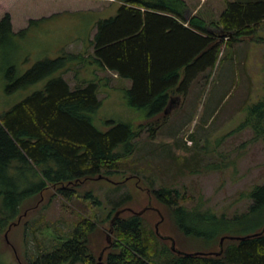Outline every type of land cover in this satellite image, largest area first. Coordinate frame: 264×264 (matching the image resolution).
I'll return each instance as SVG.
<instances>
[{
  "label": "trees",
  "instance_id": "1",
  "mask_svg": "<svg viewBox=\"0 0 264 264\" xmlns=\"http://www.w3.org/2000/svg\"><path fill=\"white\" fill-rule=\"evenodd\" d=\"M119 2L115 14L95 22L87 46L90 52L63 50L56 57L32 62L21 74L14 63L9 64L14 39L38 19H29L27 27L14 31L10 14L0 17V81H5L4 92L11 94L48 78L41 88L0 112V241L26 200L46 188L55 187L58 195L69 200L78 194L79 181L120 172L119 164L138 149L136 139L141 133L155 137L166 120L164 110L170 99L184 97L198 75L214 68L221 43L233 46L252 36L264 21V0L227 1L214 22L195 14L188 16L184 0ZM89 66L93 67L92 76L79 78L78 69ZM95 70L130 79L124 102L142 113V122L134 125L108 120L106 129L95 124L94 115L101 105L100 78ZM69 72L73 73V85L64 75ZM246 111L233 131L248 127L252 141L264 142V95ZM159 116L160 121L156 120ZM147 194L165 207L166 218L183 236L214 243L193 251L184 249L173 236L159 230L160 223L156 232L155 224L151 226L142 215V208L124 206L131 200L127 195L123 203L107 212V229L99 230L94 211L95 217L78 219L66 238L56 237L51 250H38L35 258L23 264H96L101 253L102 264H264V231L242 239L225 238L220 254L208 253L219 250L221 236L261 230L264 179L242 192L241 196L250 201L246 210L231 215L200 203L185 205L188 196L175 186L150 187ZM212 224L217 226L210 235L204 227ZM98 231L105 241L96 252L99 244L93 242V235ZM171 238L176 249L183 252L171 248Z\"/></svg>",
  "mask_w": 264,
  "mask_h": 264
},
{
  "label": "rangeland",
  "instance_id": "2",
  "mask_svg": "<svg viewBox=\"0 0 264 264\" xmlns=\"http://www.w3.org/2000/svg\"><path fill=\"white\" fill-rule=\"evenodd\" d=\"M184 1L188 16L195 14L214 22L231 0ZM119 3V0H0V14L10 13L15 31L27 27L30 18L38 19L14 39L15 50L9 64L14 63L21 74L32 62L46 56L56 57L63 50L90 52L92 49L87 46L95 22L115 14ZM92 68L78 69L79 78L92 76ZM95 71L100 78L101 100L94 115L95 124L106 129L108 120L134 125L142 122V113L124 102V90L130 86V79L112 71ZM64 75L73 85V73ZM47 79L11 94L4 92L5 81H0V112L41 88ZM263 95L264 21L252 36L233 46L221 43L214 68L192 81L186 95L169 109L154 138L141 133L136 139L138 149L119 164L120 172L79 181L78 194L69 200L58 195L53 186L27 199L19 217L2 232L0 264H23L35 258L38 250H51L56 237L66 238L78 219L93 218L94 211L99 230L107 229V212L123 203L127 195L131 200L124 206L142 208V215L151 226L160 223L159 230L173 236L184 249L193 251L197 246L214 243L197 241L178 232L166 218L165 207L153 197L148 198L147 188L175 186L188 196L184 201L187 206L200 203L227 215L245 211L250 201L241 196L242 192L264 179V142L252 141L253 133L248 127L233 130L246 117L247 106ZM158 118L160 121L161 116ZM216 226L204 229L212 235ZM100 233L93 235V242L99 244L96 252L105 241Z\"/></svg>",
  "mask_w": 264,
  "mask_h": 264
},
{
  "label": "water",
  "instance_id": "3",
  "mask_svg": "<svg viewBox=\"0 0 264 264\" xmlns=\"http://www.w3.org/2000/svg\"><path fill=\"white\" fill-rule=\"evenodd\" d=\"M180 98L179 96H176V97H173L172 99H170L168 105L166 106L165 110H164V114H167L169 112V109L176 105L179 101H180ZM98 177H101V176H98ZM138 213H141L140 211ZM119 214V211L115 212L114 216L112 217L111 221H113V219L115 218V216H117ZM162 219V217H161ZM155 229H156V232H158V222L155 223ZM264 231V226L261 228L260 231L258 232H253V233H250V234H246V235H225V236H221L220 239H219V250L218 251H214V252H208V253H215V254H220L221 251H222V245H223V240L225 238H235V239H242L244 237H248V236H254V235H257V234H260ZM107 241H109V236L107 235ZM171 248L176 250L177 252H183L181 250H178L176 249L175 247V242L173 240V238H171ZM197 253H205V252H197ZM96 264H102V253L98 256V260H97V263Z\"/></svg>",
  "mask_w": 264,
  "mask_h": 264
},
{
  "label": "crops",
  "instance_id": "4",
  "mask_svg": "<svg viewBox=\"0 0 264 264\" xmlns=\"http://www.w3.org/2000/svg\"><path fill=\"white\" fill-rule=\"evenodd\" d=\"M7 12V11H6ZM7 13H9V12H7ZM4 13H2V14H0V17H2V15H3ZM10 14V13H9ZM11 17V16H10ZM42 18H44V17H42ZM30 19H33V18H30ZM11 21H12V18H11ZM12 23V28L14 27L13 26V21L11 22ZM14 30V29H13ZM15 31V30H14Z\"/></svg>",
  "mask_w": 264,
  "mask_h": 264
}]
</instances>
